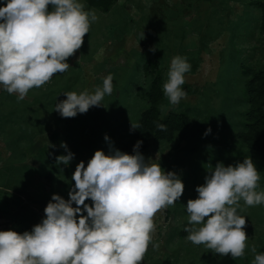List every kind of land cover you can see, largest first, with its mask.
I'll return each instance as SVG.
<instances>
[{
    "label": "rangeland",
    "instance_id": "obj_1",
    "mask_svg": "<svg viewBox=\"0 0 264 264\" xmlns=\"http://www.w3.org/2000/svg\"><path fill=\"white\" fill-rule=\"evenodd\" d=\"M263 1L82 0L97 19L67 58L70 68L30 89L22 100L0 85V230L30 231L53 193L68 199L76 165H87L97 149L109 152L105 134L120 149L134 139L132 124L138 127L153 107L158 118L179 115L175 123L185 126L175 127L169 137L147 130L140 152L149 163L178 173L184 191L155 214L141 264H252L264 252V204L239 202L248 240L244 255L232 257L187 238L186 203L196 198V187L217 162L235 165L246 157L260 173L257 191H264V159L253 157L240 138L249 121L251 79L264 70L258 4ZM176 55L186 57L191 69L181 85L186 97L171 104L163 85ZM108 74L113 91L105 95L104 106L75 117L54 110L66 99L64 92L94 91ZM62 142L75 154L67 166L56 162L66 154Z\"/></svg>",
    "mask_w": 264,
    "mask_h": 264
},
{
    "label": "clouds",
    "instance_id": "obj_2",
    "mask_svg": "<svg viewBox=\"0 0 264 264\" xmlns=\"http://www.w3.org/2000/svg\"><path fill=\"white\" fill-rule=\"evenodd\" d=\"M96 19L82 0H4L0 85L22 100L30 89L66 72L67 58L81 47ZM190 69L186 57L171 59L163 85L171 104L186 97L181 85ZM112 91L113 75L108 74L94 91L64 92L66 99L54 110L62 117H75L92 106H104L105 95ZM210 132L208 128L204 134ZM104 139L109 152L97 149L87 165H76L68 199L53 193L45 215L30 231L0 230V264H141L152 240L155 214L179 200L184 183L178 173L149 163L139 151L142 141H136L129 154L114 148L107 134ZM60 147L66 154L56 156V162L67 166L75 154L64 142ZM260 179L251 157L235 165L217 162L196 187V198L186 203L187 238L220 255L243 256L248 236L239 202L264 204V191H257ZM252 264H264V252L257 253Z\"/></svg>",
    "mask_w": 264,
    "mask_h": 264
},
{
    "label": "trees",
    "instance_id": "obj_3",
    "mask_svg": "<svg viewBox=\"0 0 264 264\" xmlns=\"http://www.w3.org/2000/svg\"><path fill=\"white\" fill-rule=\"evenodd\" d=\"M258 4L261 8L260 29L264 32V1ZM248 92V100L250 103L248 113L249 121L246 125L245 132L240 135V138L247 145L253 157L264 159V70H258L254 73ZM179 117L181 116L170 115L168 118H158L155 109L151 107L144 113L134 139L123 145L119 150L132 154L133 145L136 141L140 140L142 144L140 145L139 151H141L147 130L161 134L163 137L171 136L175 127L180 128L185 126V122L180 124L175 123L176 119L180 121L181 118ZM158 124H164L166 127L160 129L157 127Z\"/></svg>",
    "mask_w": 264,
    "mask_h": 264
}]
</instances>
